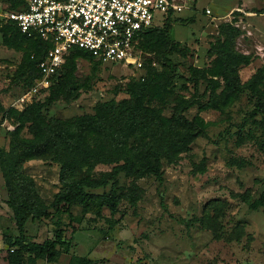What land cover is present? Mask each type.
<instances>
[{
  "label": "rangeland",
  "instance_id": "obj_1",
  "mask_svg": "<svg viewBox=\"0 0 264 264\" xmlns=\"http://www.w3.org/2000/svg\"><path fill=\"white\" fill-rule=\"evenodd\" d=\"M26 2L0 0V9H21ZM206 8L209 17L203 14ZM6 23L0 19L1 153L33 140L35 115L30 109L47 122L59 120L68 126L80 117L95 116L104 103L128 101L129 89L141 86L143 105L166 124L177 129L181 119L180 124L201 131L184 150L163 152L162 185L153 176L120 173L114 213L96 198L107 196L109 185L86 190L92 200L87 206L74 205L73 220L64 215L59 228L52 216L29 220L25 243L54 240L60 229L64 245L57 248L54 261L24 253L23 264H70L72 257L94 264H264V208L251 207L264 191V108L252 116L254 91L264 105V0H195L193 11L166 18L155 13L153 29L133 47L140 66L71 54L60 85L50 94L34 96L28 94L26 71L32 42L21 40ZM233 52L240 57L233 64L241 93L227 99L223 73ZM67 88L74 89L70 98H65ZM88 144L94 152L77 174L96 179L113 165L95 164L93 159L113 153L95 137ZM136 144L130 139L127 148ZM21 169L34 182L39 202L52 213L50 205L61 190L60 165L35 158ZM133 191L135 206L127 200ZM7 201L0 166V264H8L3 238L19 237Z\"/></svg>",
  "mask_w": 264,
  "mask_h": 264
},
{
  "label": "trees",
  "instance_id": "obj_2",
  "mask_svg": "<svg viewBox=\"0 0 264 264\" xmlns=\"http://www.w3.org/2000/svg\"><path fill=\"white\" fill-rule=\"evenodd\" d=\"M25 8L26 3L21 9L9 7L2 10L22 11ZM6 24L14 28L21 40L32 42L33 55L28 60L26 70L30 75L28 86L30 89L38 77V65L52 45L40 38H31L22 34L12 22ZM152 29L153 26L142 31L138 38L149 33ZM79 53L89 54L77 48L72 49L56 74L53 85L46 90L47 93L50 94L53 87L60 85L65 77L63 73L66 70L67 58L71 54ZM239 58L233 52L230 55L231 62L228 61L225 64L223 95L227 99L236 98L241 93L239 76L236 66L233 64V60ZM65 91V98H70L74 89L67 88ZM144 91L143 86L131 88L128 91L130 96L128 101L104 103L97 107L95 116L80 117L68 126L59 120L47 122L40 118L39 111L29 110L30 115H35V119L32 121L33 140L24 142L19 147L11 148L9 153L0 152L1 172L8 196L7 205L13 212L14 225L19 234V237L14 240L9 237L3 238L4 244L8 247V264H23L24 253L33 254L35 258L48 262L54 261L58 256L57 248L64 245L62 231L56 229L54 240H46L41 245H34L25 243V226L31 219H42L47 216H52L55 219L54 224L58 228L64 215H69L70 220H73L72 207L74 205L87 206V202H90L94 197L87 195L86 190L105 189L110 185L111 189L107 196H96V198L110 213H114L119 203V197L116 194V181L120 173L134 178L153 176L160 185L163 184L161 168L163 152L169 148L184 150L201 134V131L192 130L185 124H180L181 119H177L179 122L175 123L178 130L174 125L166 124L155 110L143 105ZM254 94L257 103L256 109L252 113L253 117L260 114L264 108L260 93L254 91ZM173 128H175V132L172 131ZM92 137H95L100 145L108 147L110 153L115 154H109V157L99 156L94 158V161L92 160L95 164L113 165L110 172L104 173L96 179L77 174V169L81 167L82 162H87L90 154L94 152L93 146L96 147V144L93 143V146L88 144V139ZM130 139H134L137 144L136 147L129 150L127 144ZM35 158H47L60 165L61 190L50 205L53 208L52 213H48V207L39 202L34 190V182L22 173V164ZM136 195L133 191L127 198L132 206L136 205ZM251 207L253 209L264 208V191L259 199L252 203ZM13 247H17V249L11 250ZM70 264L94 263L89 259L72 257Z\"/></svg>",
  "mask_w": 264,
  "mask_h": 264
},
{
  "label": "built area",
  "instance_id": "obj_3",
  "mask_svg": "<svg viewBox=\"0 0 264 264\" xmlns=\"http://www.w3.org/2000/svg\"><path fill=\"white\" fill-rule=\"evenodd\" d=\"M194 8L195 0H27L25 10L0 9V19L52 45L28 90L34 96L53 85L74 48L104 63L140 66L133 47L139 34L153 26L155 13L166 18ZM203 14L209 17L211 10L206 8Z\"/></svg>",
  "mask_w": 264,
  "mask_h": 264
}]
</instances>
